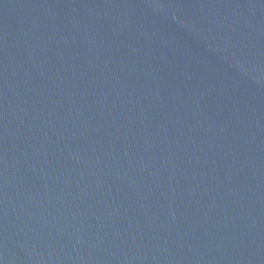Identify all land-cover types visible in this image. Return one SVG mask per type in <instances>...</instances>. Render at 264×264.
<instances>
[{
	"label": "water",
	"instance_id": "obj_1",
	"mask_svg": "<svg viewBox=\"0 0 264 264\" xmlns=\"http://www.w3.org/2000/svg\"><path fill=\"white\" fill-rule=\"evenodd\" d=\"M0 264H264V0H0Z\"/></svg>",
	"mask_w": 264,
	"mask_h": 264
}]
</instances>
